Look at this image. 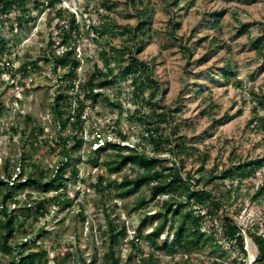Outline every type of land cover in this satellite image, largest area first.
<instances>
[{
	"label": "rangeland",
	"instance_id": "1",
	"mask_svg": "<svg viewBox=\"0 0 264 264\" xmlns=\"http://www.w3.org/2000/svg\"><path fill=\"white\" fill-rule=\"evenodd\" d=\"M164 1L150 0L153 8L149 18L152 35L144 39L146 45L138 54V58L145 61L154 58L153 75L161 82L160 96L163 102L169 107H173L175 103L179 106L183 104L175 115V123L181 128L180 132L186 134L187 143L205 150L206 168L216 166V170L219 171L242 160L262 158L264 133L252 126L254 119L249 98L250 91L258 93L264 90V61L250 43V40L260 36L264 31V0H192L187 10H179L175 14H173L174 7L164 6ZM110 2L111 9L107 10L101 5V0H62L61 5L75 14L79 25V38L74 47L76 56L80 59V66L77 69L78 82L87 79L96 68H103L101 51L107 50L111 45H118L121 40L116 30L107 33L103 39L95 38V34L87 29V24L90 22L100 28L105 23L117 26L135 25L137 22L136 17L126 8L125 0H110ZM183 4L186 7V4ZM213 11H222L220 38L229 42L230 50L217 49L207 61L197 64L196 60L201 57L204 49L202 45L196 43V39L214 33L206 23L209 14ZM31 14L35 16V20L28 26H24L23 29L13 27V32L11 30L7 32L9 30L6 29V32L0 33V36L5 35V38H15L19 47L9 56L13 60L11 70L16 69L26 59H35L38 65L36 70L29 71L27 75L25 79L27 91L24 93L15 82L9 81L10 69L9 72L4 70L2 75L0 74V102L3 106L0 115V175L5 178L4 163L8 160V172L13 178H17L16 176L21 172L22 181L27 174L40 176L44 173L45 178L50 177L63 157L61 145L56 144L54 140L58 134L62 137L72 134L69 128L59 130L50 109L57 80L64 72L62 69H57V73L54 74L51 64L42 59L43 53L47 51L48 36L50 32L56 31V19L48 8L40 12L32 11ZM64 18L67 20L68 16L64 15ZM169 18L180 22L175 34L182 38L181 41H170L166 37L165 29L168 28ZM242 23L251 25L247 32L238 35V27ZM232 37L233 39H230ZM179 42L189 47L191 51L190 59L193 64L188 68H185L186 58L181 54ZM61 50L62 48H58L55 53ZM223 63L230 65L236 77L244 82L245 88H235L224 80L221 68ZM19 74L17 72L16 82L20 80ZM63 82L62 79L60 84ZM129 82V79H119L115 85L101 89L108 99L100 96L94 109L81 113V119L84 121L82 132L84 143L79 151H71V162L65 171L67 175H70L73 169L77 171V177L67 182L66 193L71 199L69 207L50 206L48 212L41 216L31 205L35 199L54 195V191L40 192L29 186L14 191V198L19 201V205L32 208L28 217L20 218L27 235L36 233L38 229L44 230L37 240L36 247L47 250L45 264H54V256L63 255L67 251L72 253L68 264L79 263V256L84 257L86 261H94V255L96 256L94 263L98 264L108 244L106 213H109L111 218H115L119 226H125L127 238L119 248L122 261L127 259L131 251L128 240L139 233L141 238L137 242L138 249L133 251L130 264H148L147 258L151 254L158 264H177L183 260L189 264H208L211 260L208 249L201 248L182 255H169L154 250L148 244L144 236L155 226L156 221L142 226L140 222L147 212L152 214L159 210L160 202H148L145 206L134 209L137 198L147 196L145 187L135 195L116 199L113 202L107 199L109 198L107 194L101 196L93 187L100 175L108 179L121 177L130 172L128 167H123L116 174H109L106 171L103 162L114 154L110 149L99 154L97 165H92L89 161L93 156L92 150L97 145L115 140L107 127L115 125L113 122L116 119L119 120L120 129L129 136L128 142L121 144L131 145L140 142L142 126L128 118V110H132L134 106ZM195 84L206 91L210 90L211 93L207 95L214 96L215 102L219 105L216 119H211L202 112L207 107L208 101L206 95L194 91ZM71 92L75 94L76 90ZM147 94L148 90L144 91V96ZM116 101L121 102V108L112 104ZM72 102L74 108L76 105L74 101ZM149 110V107L142 105L143 112ZM226 113L228 117L224 116ZM186 120L194 123L193 128H184ZM11 127L16 128L12 137ZM35 136L41 140V144L38 142V146L32 147L31 142ZM23 150L26 154H31L29 160L31 166L27 167L22 163L24 166L22 170L19 160ZM146 151L152 152L148 144ZM199 164V160L189 158L185 162L184 170H193ZM263 180L264 164L257 171L256 177L243 178V183L236 194L237 198L234 202L231 200L232 204L228 206L229 212L234 208H240L239 215L234 218L244 228L255 224L261 232L264 231V197L252 200L251 194ZM165 198L166 196H163L159 201ZM114 202L116 205L113 204ZM243 233L245 235V232ZM166 234L167 232L164 231L157 242L160 243ZM21 236L20 232L16 233L8 244L13 246ZM245 242L248 259L252 261L257 252L256 247L246 235ZM226 245L223 244L225 247ZM231 255V258H234L236 253L232 252ZM11 258L12 253L5 255L0 253L1 264H9Z\"/></svg>",
	"mask_w": 264,
	"mask_h": 264
},
{
	"label": "trees",
	"instance_id": "2",
	"mask_svg": "<svg viewBox=\"0 0 264 264\" xmlns=\"http://www.w3.org/2000/svg\"><path fill=\"white\" fill-rule=\"evenodd\" d=\"M109 1L101 0V5L107 10L111 9ZM61 3L62 0H0V33L7 30H9L7 32H11L13 27L23 29L24 26H28L35 20V16L31 14L32 11L40 12L44 8H48L53 14V18L56 19L55 34L50 32L46 41L47 51L43 53L42 59L51 64L54 74L57 73V69H62L64 72L57 80L50 109L59 130L69 128L72 131L71 135L64 137L58 134L54 140L56 144L61 145L63 157L58 162L59 166L51 172V176L48 178H45L44 173L40 176L27 174L22 181L21 172L18 173L17 178H13L7 168L9 161H5V173L3 174L5 178L0 175V253L4 255L12 253L9 264L46 263L47 250L36 247L37 240L44 230L38 229L36 233L27 235L20 218L28 217L32 208L27 205H23V207L19 205V201L14 198V191L25 189L28 186L40 192L54 191V195L35 199L31 205L34 207V211L41 216L48 212L50 206L69 207L71 199L66 193L67 182L71 178L77 177V171L73 169L69 173L70 175H67L65 171L71 162V151H79L84 143L82 136L84 121L81 119V113L94 109L100 96L108 99L101 89L115 85L119 79H129L131 101L134 106L132 110H128V118L142 126L140 142L131 145L121 144L128 142L129 136L120 129L119 120H114L115 125H108L107 128L110 129L109 132L115 140L97 145L92 150L93 156L89 161L92 165H97L99 154L110 149L114 154L103 162L106 171L109 174H116L123 167H128L130 172L121 177L108 179L100 175L93 185L94 189L101 196L107 194L109 197L107 199L113 202L116 199H125L135 195L145 187L147 196H139L135 201L134 209L141 208L148 202H160L159 210L152 214L147 212L140 222V226H142L148 222L156 221L155 226L144 236L154 250L169 255H182L202 248L208 249V254L211 256L208 264H264V231H259V227L255 224L244 228L237 222L234 216L239 215V207L234 208L231 212L228 211V206L232 204L230 201L234 202L237 198L236 194L243 183V178L256 177L257 171L264 164V156L242 160L218 171L216 166L205 167V150L197 145L187 143L186 134L181 133V128L175 123L176 112L181 109L183 104L179 106L178 103H175L173 107H169L163 102L160 96L162 94L161 82L153 75L154 58L150 61L138 58V54L146 45L144 39L152 35L149 18L153 8L150 5V0H125L126 8L137 19L135 25L116 26V24L105 23L97 28L90 22L87 24V29L95 34V38L103 39L107 33L116 30L121 40L118 45H111L107 50L101 51L103 68H96L82 82H78L77 79L80 59L74 50L79 38V25L76 22L75 14L62 6ZM183 3L186 4V7ZM191 3L192 0H165L164 6L174 7L173 14H175L179 10H187V6ZM221 13L222 11H213L206 20L208 28L214 33L196 39V43L199 46L202 45L201 47L204 49L201 57L196 60L197 64L207 61L217 49L230 50L229 42L220 38L222 33ZM64 15L68 16L67 20ZM167 25L166 37L170 41H181L182 38L175 34L176 29L180 27V22L169 18ZM250 25V23L240 24L238 35L247 32ZM250 43L264 61V31L260 36L250 40ZM178 47L186 58L185 68H188L193 64L190 59L191 51L181 42ZM18 48L15 38L0 36L1 75L2 71L8 70L7 72H9V69H12L13 60L9 56ZM58 48H62V50L56 54L55 50ZM37 68V60L26 59L16 69L10 71L9 81L15 82V85L24 93L27 91L25 79L29 71ZM221 68L223 78L227 83L235 88H245L244 82L236 77L229 64L223 63ZM17 72L20 73L18 82L15 81ZM62 79L64 82L60 84ZM194 88L197 94L207 97L208 104L202 112L209 118L216 119L215 115L218 113L219 105L215 102L213 95H207L210 90L206 91L198 84H195ZM74 90L76 93L72 94L71 91ZM146 90H148V94L144 96ZM250 95V109L254 123L250 122L253 128L264 133V90L258 93L250 91ZM72 101L76 105L74 108ZM112 104L117 108L122 107L119 101ZM142 105L149 107V112H143ZM2 107L0 102V115ZM224 116L228 117L229 115L226 113ZM193 125L192 121L186 120L184 128H193ZM10 129L12 137L16 128L11 127ZM97 135L100 136L99 132ZM40 141L35 136L31 142L32 147L38 146L37 143ZM147 144L151 153L146 151ZM30 158L31 154H26L23 150L19 160L22 170L24 166H31ZM189 158L199 160L200 164L193 170H184L185 162ZM236 180L237 182L234 184ZM163 196L166 198L159 201ZM259 197H264V180L251 194L252 200H257ZM113 204L116 205L115 202ZM80 215L82 214L80 213ZM105 216L108 244L106 251L102 254V260L98 264H130L133 251L138 249L137 242L140 240L141 234L139 233L128 240L131 251L127 259L122 261L119 248L127 238L125 226H119L109 213H106ZM205 226L208 228L204 229ZM164 231L167 234L158 243L157 240ZM19 232L22 235L20 240L10 246L9 241ZM243 232L257 250L252 261L248 259ZM224 243L227 244L226 247L223 246ZM232 252L236 253L234 258H231ZM71 257L72 253L67 251L63 255L54 256L53 261L54 264H68ZM95 258L94 255V261H86L84 257L79 256L77 264H95ZM147 260L148 264H158L153 254ZM177 264L189 263L183 260Z\"/></svg>",
	"mask_w": 264,
	"mask_h": 264
},
{
	"label": "built area",
	"instance_id": "3",
	"mask_svg": "<svg viewBox=\"0 0 264 264\" xmlns=\"http://www.w3.org/2000/svg\"><path fill=\"white\" fill-rule=\"evenodd\" d=\"M95 145H96V143H95Z\"/></svg>",
	"mask_w": 264,
	"mask_h": 264
}]
</instances>
